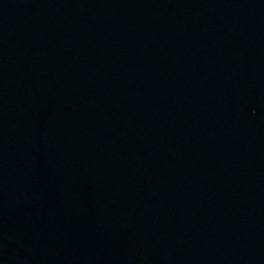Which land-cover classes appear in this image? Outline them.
Returning a JSON list of instances; mask_svg holds the SVG:
<instances>
[{"label":"water","instance_id":"obj_1","mask_svg":"<svg viewBox=\"0 0 264 264\" xmlns=\"http://www.w3.org/2000/svg\"><path fill=\"white\" fill-rule=\"evenodd\" d=\"M0 264H264V0H0Z\"/></svg>","mask_w":264,"mask_h":264}]
</instances>
